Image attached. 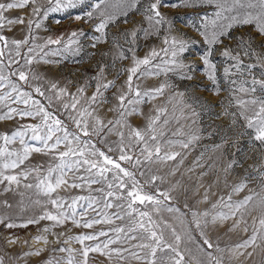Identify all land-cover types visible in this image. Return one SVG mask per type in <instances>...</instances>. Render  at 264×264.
<instances>
[{
    "label": "snow or ice",
    "instance_id": "1",
    "mask_svg": "<svg viewBox=\"0 0 264 264\" xmlns=\"http://www.w3.org/2000/svg\"><path fill=\"white\" fill-rule=\"evenodd\" d=\"M85 2L86 0H46V4H38L37 0L0 2V27L5 22L23 23L22 17L8 19L4 13L12 9H22L30 3L33 5V16L44 19L51 12H64ZM140 5L141 0H117L116 5H112L110 0H94L89 5L94 11H86L83 17L86 20L91 19L94 12H98L100 16V22L94 25V30L100 35L91 37L94 41L91 47L96 48L98 43L107 41L108 33L105 29L110 24L119 29L118 16L125 18L123 23H129L127 19L129 12L140 10ZM180 7L213 9L211 12H197L194 18L187 19V26L196 28L205 43L210 45L207 53L200 59L205 65L207 78L214 85L212 89L214 94H218L221 89L215 75L216 66L209 59L214 50L211 46L224 44L225 39L235 41L234 49L225 46L222 52L226 59L233 62L230 67L224 68L225 78L231 86L229 105L237 109L231 116L233 123H236L238 117L243 119L245 127L251 130L249 144L256 141L264 147V95H255L257 91L264 93V79H257L252 75L257 67L264 69V55L259 52V48L264 47V42L254 47V37L247 34L235 37L231 35V30L235 27L254 25L257 33L264 37V0H174L171 4L166 0H149L143 5L142 19L134 22L130 30H121L118 36L112 38V45L116 51L113 53L111 67L115 68L117 61L128 59L127 52H132L131 66L117 70L116 77L107 80L105 73L109 65L98 63L96 74L77 87L75 93L48 81L40 72L39 65L60 62L47 59L49 56L80 55L83 50L80 37L85 35L82 30L72 31L66 37L63 35L55 39L49 37L44 43H36L37 37L31 34L33 20H29V35L24 39L9 41L0 35L2 42L0 88H5V91L0 92V105L7 108V111L0 112V121L11 120L15 116L39 120L35 124L21 125L10 134H0V140L3 141V145L0 146V184L7 182L3 189L5 192L13 191V185L16 189L22 187L33 191L37 198L33 200L29 197L30 202L43 209L41 214L27 219L20 225L9 222L5 226L27 227L39 225L41 221H50L49 225L39 229L40 235L33 237L36 241L48 244L47 234L56 235L52 230L66 227L69 222L75 227L86 229L100 224L112 225L94 233L67 237L64 243L78 242L82 245L81 249L64 247L53 249V252H67L69 255L66 260L64 257L52 256L45 264H61L62 260H65V264H78L72 255L77 251L83 258L80 264H88L89 253L93 252L107 257L109 261L114 259L117 264H130L131 261H135L136 264H191L185 260L180 245L185 238L189 241L194 239L191 234L193 227L198 231L207 249L215 247L217 252H223L224 249L218 244L214 245L205 235V229L209 225L218 226L234 220L228 231H234L243 224V231L247 233L248 216L252 219L251 235L235 244L234 249H247L257 245V241H264V162L261 165H249L253 171L245 170V175L240 177L238 182L228 185L231 191L227 198L221 196L210 208L203 211L191 208L186 203L184 207L187 211L181 212L178 207L166 203L175 199L171 195L175 186L170 190H161L156 181H163V177L152 174L151 165L175 161L182 153L173 149L178 147L182 150H191V146L197 143L203 134L202 128L194 127L198 124L200 113L185 100L186 92L173 91L175 85L167 79L158 86L145 90H141L140 85L135 83L142 77H159L161 74L167 77L169 73L179 76L180 79H193L189 74L192 66L185 64L181 59L189 41L179 29H176L177 35L171 34L175 29V23L164 11L166 8ZM111 8H118V11H112ZM75 19L80 20L82 17L78 15ZM145 23L147 27H144ZM165 25L168 27L165 28ZM35 26L40 28L41 23L37 21ZM161 31L166 33L161 40L163 46L159 49L152 47L142 58L137 57L135 54L137 39H148L153 36L159 38ZM120 39H123V44L120 43ZM51 45L57 47L52 49ZM125 45L128 47L125 48ZM25 47L26 51H22ZM102 55L107 56L108 53ZM242 56L249 59L254 57L256 62L245 64ZM5 58L7 64L4 63ZM21 59L23 63L20 62ZM13 65L16 67L13 68ZM124 72L127 73V78L123 85L117 87L115 81ZM245 73L251 76L250 81L231 79V76L244 77ZM260 75L264 77V70ZM33 81L37 83L33 84ZM40 81L50 86L45 87L39 83ZM93 81L95 90L91 96H87L86 90L92 87ZM114 87L116 92L113 93V97L116 103L108 109L114 113V118L105 121L97 112L109 103L106 93ZM26 88L31 91L25 90ZM37 97L44 98L47 105ZM64 97H71V101L66 102ZM159 98H164L161 104L153 103ZM9 102L23 105V108L9 107ZM148 103H152V108L145 117V123L143 126H133L128 118L133 115L143 116L141 105ZM52 107L61 111L65 119L62 120L49 111ZM223 114L229 115L227 109ZM110 135H116L117 141L109 142L107 137ZM16 140H19L20 150L8 147ZM29 140L35 143H29ZM98 143L106 145L107 151L98 147ZM220 147V144L213 146ZM32 153L48 156L46 166L37 164L21 168ZM186 155L185 153L184 158ZM233 155L235 157V154ZM202 157L203 153L193 162L194 166L203 167L198 163ZM179 163L182 164L183 159ZM238 166H241V162L233 158L224 171L230 172ZM16 169L20 170L12 171ZM170 174L174 175L175 169ZM251 179L261 181L259 185L261 191L250 189L249 194L243 199L233 200L232 194L244 190ZM96 185L99 187H94ZM149 188L155 191L147 190ZM210 188L211 185L205 189L202 200L197 203L208 201ZM61 189L86 190L87 195L61 196L59 195ZM19 195L23 204L25 193L20 192ZM4 204L8 206L7 201H4ZM49 205L51 210L48 208ZM256 210L260 212L258 220L256 216H252V212ZM164 211L173 214V219L183 230V236L177 232L173 223L160 216ZM189 216L191 219H188ZM5 219L7 218L0 217V223ZM116 221L121 223L116 224ZM166 234L173 238V242L169 241ZM61 235L64 233H59L57 240ZM100 237L105 239L95 244H85V241H98ZM196 244L208 257V264H223L222 257L217 258L199 242ZM112 245L117 246L111 247ZM41 251L43 249L25 255L39 256ZM238 254L244 255L242 251ZM248 255L251 256L252 253L249 252ZM196 264L202 262L197 260Z\"/></svg>",
    "mask_w": 264,
    "mask_h": 264
},
{
    "label": "rangeland",
    "instance_id": "2",
    "mask_svg": "<svg viewBox=\"0 0 264 264\" xmlns=\"http://www.w3.org/2000/svg\"><path fill=\"white\" fill-rule=\"evenodd\" d=\"M0 2H8V0H0ZM94 0H86L85 4H79L75 8H69L64 12H51L47 18L41 19L40 17H35L32 14L33 5L30 3L22 9H12L4 13L8 19H15L17 17H22L23 23L8 24L4 23L0 27V35L5 36L9 41L11 40H22L25 36L29 35L28 21L33 20L32 24V35L37 37L36 43H44L49 37L55 39L61 35L67 36L72 31L82 30L85 35L80 37L82 51L80 55H63V56H49L47 59L56 61L59 63L51 64H40L39 70L50 82H55L59 87H66L69 92L75 93L77 87L84 84L98 71V63H103L109 65L106 69V79L113 80L117 75V70L126 69L131 66L132 52H127L128 59L117 61L115 68L111 67L113 53L116 49L112 45L113 36H118V32L124 29H131L134 26V22H138L142 19V8L143 5L147 4L149 0H141L140 10H132L129 12L127 17L129 23H123L124 17L118 16L119 29L110 24L105 31L108 33L107 41L104 43H98L96 48H92L91 44L94 42L91 37L99 36L100 33L94 30V25L100 22V16L98 12H94L91 19L83 18L86 11H94L89 7ZM168 4L174 2V0H166ZM38 4H46V0H37ZM112 5L117 4V0H110ZM112 11H118V8H111ZM213 9H192V8H166L164 9L168 18L172 19L175 23V29L172 30V35H177L176 29H179L180 33L184 34V38L189 41L187 50L182 54L181 59L187 65H191V71L189 74L193 76V79H180L179 76L169 73L167 77L161 74L159 77L148 76L142 77L140 81H135L140 85L141 90L147 88L156 87L161 82L166 79L175 85L173 91L186 92L185 100L193 105L195 110L200 113L198 124L194 127H200L203 129L202 138L191 146V150H182L180 148H175L173 150L180 151L181 156L177 157L175 161H168L167 163H158L151 165L152 174L159 177H163V181L157 180L156 184L161 190H170L175 186V190L171 191V195L175 197L174 200L166 203L178 207L181 212H186L187 209L184 205L187 203L189 207L195 208L203 211L206 208H210L211 204L214 203L221 196L227 198L231 189V184L238 182L240 177L245 175V170L252 172L253 169L249 168V165H261L264 162V147H262L259 142L253 141L249 144L252 132L250 129L245 127V121L243 119L236 118V123H233V117L231 113L236 112L237 109L234 106L229 105L230 101V84L225 78L224 68L230 67L233 63L231 60L226 59L222 52L225 46L235 47L234 40H224V44L212 45L213 52L209 59L215 64V75L217 79L218 86L221 91L218 94L213 93L212 81L207 78L205 65L203 64L200 57L207 53L210 45L206 44L204 38L199 34L196 28L187 26V19L194 18L196 13H204L205 11L211 12ZM187 13V16H185ZM81 16L82 19H75L76 16ZM41 23L40 28H36V22ZM147 23L144 27H147ZM165 28L168 26L165 25ZM198 27V22H197ZM166 33L161 31L160 37H151L148 39L140 38L135 42L136 46V56L142 58L152 47L159 49L162 47V37ZM240 34H247L254 37L253 46L260 45L264 42V37H261L254 25H245L243 27H235L231 30V35L233 37ZM143 34L141 33V37ZM119 38V37H118ZM120 43L123 44V39H120ZM0 47H2V42H0ZM55 49L56 45L50 46ZM128 45H125L127 48ZM26 51V47L22 49ZM259 52L264 55V47L259 48ZM103 53H108L107 56H103ZM7 55V52H6ZM19 59V58H17ZM245 64L255 63L256 60L253 57L249 59L248 57L242 56ZM23 63V60H20ZM4 63L7 64V59L5 58ZM16 65H13L15 68ZM264 70L259 67L253 70L252 75H255L257 79H264L261 77L260 72ZM234 72L235 69H232ZM7 74V73H6ZM127 78V73L124 72L119 75V79H116V86L120 87L124 84ZM15 80V77L12 78ZM231 79H248L250 81L251 76L245 73L244 77L231 76ZM37 83L33 81V84ZM39 83L44 84L45 87L50 86L44 81ZM25 90L31 91V89L26 88ZM95 90V82H92V87L87 88L85 95L91 96L92 92ZM5 91V88H0V92ZM116 92V88H112L106 93L109 103L105 104L99 109L97 115L103 118L105 121L113 119L114 113L108 111L113 104L116 103L113 93ZM33 95H35L33 93ZM256 96L264 95L257 91ZM41 99L45 105L47 101L42 97H37ZM66 102L71 101V97H64ZM164 98H159L153 103L159 105L162 103ZM56 103L55 101L53 102ZM9 107H20L23 105L11 104L9 102ZM152 108V103L141 105V110L143 116L133 115L130 116L129 122L133 126H143L145 123V117L149 115V110ZM227 109L229 115H224V110ZM7 111V108L0 105V112ZM55 115L59 116L62 120L65 119L61 111H57L56 107L49 108ZM38 119L32 118H21L15 116L11 120L0 121V134L11 133L12 131L19 128L21 125H29L38 123ZM71 127V124L69 123ZM209 133H212L209 135ZM28 137L26 136L25 139ZM95 140V138H93ZM109 142L117 141L118 137L116 135H110L107 137ZM29 143H35V141H28ZM220 144V148H213L214 145ZM3 145V141L0 140V146ZM98 147L107 151V146L104 144H97ZM11 149L20 150L21 145L19 140L14 141L8 146ZM240 149V151H237ZM186 158H184V154ZM203 157L199 160V164L203 167L194 166L193 162L197 157ZM113 153H110L112 155ZM235 154V157L234 155ZM237 159L241 162V166L234 167L230 172H225L227 164L233 159ZM183 159V163L180 164L179 161ZM49 160L48 156L40 153H32L26 161L25 166H33L37 164H44L46 166ZM127 166V165H125ZM175 169V174H170ZM189 169H192L189 171ZM20 169L12 170L19 171ZM201 173H206V175H201ZM139 175V174H138ZM143 180V178H141ZM227 181V184H226ZM177 182H179L177 184ZM5 184H0V217H6L3 223H0V261L2 264H45L50 257L55 256L57 258L64 257L65 260L68 257L67 252H53V249H59L60 247L72 248L79 250L82 245L75 241H69L64 243L65 239L69 236H75L79 234H89L97 232L101 229H107L112 227V225L100 224L94 225L93 228L86 229L83 227H75L70 222L66 227H57L52 230L56 235L49 233L47 234L48 244L43 241H36L33 237L40 235L39 229L45 225H49L50 221H41L39 225H28L27 227H14L7 228L5 225L9 222H14L20 225L24 221L33 216L42 213L43 209L39 205L32 204L29 200L31 197L33 200L37 197L33 191L25 190L22 187L16 189L13 185V191L5 192L3 189ZM261 181L258 179H251L247 187L239 193L232 194L233 200L243 199L249 194V190H255L260 192L259 187ZM211 188L208 191V201L197 203L201 201L205 189ZM94 187H99L96 185ZM149 191H155V189H147ZM20 192H24L23 204H21L22 197L19 195ZM61 196H75V195H87V191H81L78 189H68L64 191L61 189L59 191ZM43 199V197H41ZM4 201H7L6 206ZM254 203V202H253ZM48 208L51 210V206ZM111 211V210H110ZM89 215H93L89 213ZM160 216L173 223L176 226L177 232L182 236L184 235L183 230L179 223L173 219V214L166 211L161 212ZM252 216H256L259 219V210L253 211ZM188 219H191L189 216ZM249 231L246 233L243 231L244 225L241 224L239 228L234 231H228L229 227L234 223V220L226 221L218 226L209 225L205 229V235L212 241L214 245H219L223 252H217L215 247L213 249H207L206 245H203V240L200 237L198 231L193 227L192 236L193 240L189 241L186 238L182 240L180 245L181 251L185 254V260L190 261L191 264H196L199 260L202 264H208V257L204 252H201L197 248L196 242H199L207 251H211L213 256L217 258H223V264H264V241H257V245H253L247 249H234V245L240 243L243 239H247L251 235L252 231V219L251 216L247 217ZM116 224H120L121 221H116ZM64 233V235L59 236L57 240V235L59 233ZM170 242H173V238L166 234ZM105 237H100L98 241H85L86 245L95 244L99 241H103ZM14 241L10 243L9 241ZM117 245H112L111 247H116ZM38 249H43L39 256L36 255H25V253L35 252ZM229 249H232L230 252ZM243 252L244 255H239V252ZM251 252L252 255L249 256L248 253ZM72 255L75 256L78 264L83 260L79 252H74ZM195 259H192V258ZM231 257V258H230ZM65 260L61 261V264H65ZM88 264H117L113 259L109 261L107 257L100 255L99 253H89ZM130 264H136L135 261H131Z\"/></svg>",
    "mask_w": 264,
    "mask_h": 264
}]
</instances>
